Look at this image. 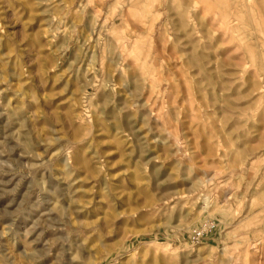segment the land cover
Instances as JSON below:
<instances>
[{
    "label": "rangeland",
    "instance_id": "374dc122",
    "mask_svg": "<svg viewBox=\"0 0 264 264\" xmlns=\"http://www.w3.org/2000/svg\"><path fill=\"white\" fill-rule=\"evenodd\" d=\"M0 264H264V0H0Z\"/></svg>",
    "mask_w": 264,
    "mask_h": 264
},
{
    "label": "built area",
    "instance_id": "2783aa9c",
    "mask_svg": "<svg viewBox=\"0 0 264 264\" xmlns=\"http://www.w3.org/2000/svg\"><path fill=\"white\" fill-rule=\"evenodd\" d=\"M216 224L215 221L207 219L204 220L202 223L199 224V226L192 229L190 233V238L193 243H199L203 239L206 238L208 233H210L214 228Z\"/></svg>",
    "mask_w": 264,
    "mask_h": 264
}]
</instances>
